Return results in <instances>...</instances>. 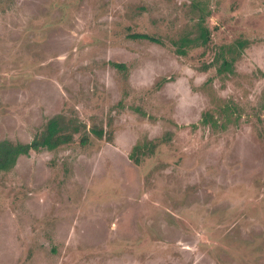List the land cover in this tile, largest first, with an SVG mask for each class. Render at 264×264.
<instances>
[{"label":"rangeland","instance_id":"1","mask_svg":"<svg viewBox=\"0 0 264 264\" xmlns=\"http://www.w3.org/2000/svg\"><path fill=\"white\" fill-rule=\"evenodd\" d=\"M56 114L0 168V264H264V0H0V139Z\"/></svg>","mask_w":264,"mask_h":264},{"label":"trees","instance_id":"2","mask_svg":"<svg viewBox=\"0 0 264 264\" xmlns=\"http://www.w3.org/2000/svg\"><path fill=\"white\" fill-rule=\"evenodd\" d=\"M238 45L243 47V41H239ZM231 62L227 58H223L221 64L218 66L217 71L222 72L224 70H230ZM208 121L206 117L202 118V121ZM72 126H69V125ZM81 126L84 125H74V123L66 122L62 115L56 114L48 117L43 123L42 127L35 132L29 141H12L9 139H0V168L7 169L12 166L19 154L28 153L30 150H40V149H53L60 144L69 142L73 139V134L81 130ZM92 127L95 134L99 137L103 135V130L101 127L94 125ZM80 127V128H79ZM87 138L81 136L80 142L85 143ZM155 145L153 141L151 142V147ZM136 146V145H135ZM137 147L140 150L141 147Z\"/></svg>","mask_w":264,"mask_h":264}]
</instances>
